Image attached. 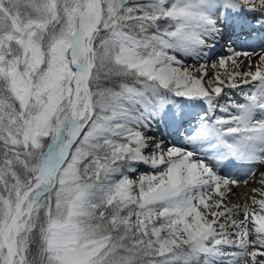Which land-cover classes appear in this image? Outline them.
I'll return each mask as SVG.
<instances>
[{"label":"snow or ice","instance_id":"1","mask_svg":"<svg viewBox=\"0 0 264 264\" xmlns=\"http://www.w3.org/2000/svg\"><path fill=\"white\" fill-rule=\"evenodd\" d=\"M0 264H264V0H0Z\"/></svg>","mask_w":264,"mask_h":264},{"label":"bare ground","instance_id":"2","mask_svg":"<svg viewBox=\"0 0 264 264\" xmlns=\"http://www.w3.org/2000/svg\"><path fill=\"white\" fill-rule=\"evenodd\" d=\"M250 186H255L253 184H249ZM247 188L244 186H241L240 188L235 189V195L232 197L233 202H237V198L239 197L240 200L243 199L242 193L246 192Z\"/></svg>","mask_w":264,"mask_h":264},{"label":"rangeland","instance_id":"3","mask_svg":"<svg viewBox=\"0 0 264 264\" xmlns=\"http://www.w3.org/2000/svg\"><path fill=\"white\" fill-rule=\"evenodd\" d=\"M249 184H252V179L250 178V180H249Z\"/></svg>","mask_w":264,"mask_h":264}]
</instances>
